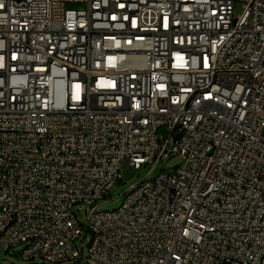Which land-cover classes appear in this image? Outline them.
Masks as SVG:
<instances>
[{
    "label": "built area",
    "instance_id": "built-area-1",
    "mask_svg": "<svg viewBox=\"0 0 264 264\" xmlns=\"http://www.w3.org/2000/svg\"><path fill=\"white\" fill-rule=\"evenodd\" d=\"M85 230L88 264H264V0H0V255Z\"/></svg>",
    "mask_w": 264,
    "mask_h": 264
},
{
    "label": "rangeland",
    "instance_id": "rangeland-1",
    "mask_svg": "<svg viewBox=\"0 0 264 264\" xmlns=\"http://www.w3.org/2000/svg\"><path fill=\"white\" fill-rule=\"evenodd\" d=\"M241 12L240 5H237L235 13ZM164 139L169 135L167 127H161L158 132ZM185 163V159L180 155H175L167 160H161L156 165L154 172L150 175L151 178L158 176L161 172L165 174H175L178 168H181ZM154 167V164H147L141 168L131 167L127 169L125 166L122 169V182L114 185L107 197L101 198L97 201V205L100 206L99 210L111 211L119 208L123 201L124 192L133 184L137 183L145 176L148 175L150 170ZM80 223L85 224L86 221V209L83 204H78L74 208ZM91 233L85 230L84 233L79 237L75 244L81 249L82 259L72 264H88L87 258V244L90 240ZM37 263H41L37 261ZM0 264H26L13 252L0 255ZM34 264V263H31ZM46 264V263H41Z\"/></svg>",
    "mask_w": 264,
    "mask_h": 264
}]
</instances>
